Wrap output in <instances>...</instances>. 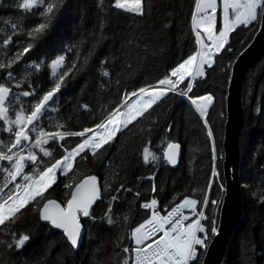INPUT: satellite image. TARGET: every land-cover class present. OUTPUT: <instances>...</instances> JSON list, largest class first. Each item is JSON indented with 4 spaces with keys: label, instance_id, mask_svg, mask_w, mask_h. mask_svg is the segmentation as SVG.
<instances>
[{
    "label": "trees",
    "instance_id": "1",
    "mask_svg": "<svg viewBox=\"0 0 264 264\" xmlns=\"http://www.w3.org/2000/svg\"><path fill=\"white\" fill-rule=\"evenodd\" d=\"M18 2L0 0V63L7 64L29 43L34 47L11 69H0V82H5L6 73L12 71L13 84L21 82L22 90H30L31 85L37 96H42L58 82L60 75L68 73L53 105L55 110L46 113L42 121L45 131L94 129L119 106L126 93L155 85L198 47L191 19L195 0H147L143 17L116 9L115 0H56L61 8L59 17L39 39L28 35L38 18L19 10ZM221 22L218 14L217 33ZM12 23L17 24L16 34L11 29ZM257 30L258 26L241 25L230 33L232 52L218 54L212 69L205 66L206 79L194 81L193 93L189 95L211 93L215 97L207 116L212 138L207 135L204 118L185 98L169 92L148 114L129 125L109 145L98 149L95 156L86 151L77 157L68 174H57V182L44 193L46 199L64 204L71 191L65 184L73 187L87 176L97 177L101 199L92 208L95 219H81L84 228L78 249H72L62 233L41 222L38 208L44 201L40 200L38 205L34 202L23 209L15 223L0 226V264H124L128 254L123 249L132 247V229L148 216L141 204L155 198L163 210L186 196L202 201L215 167L220 178L213 183L209 200H216L218 205L209 203L204 209L210 218L203 222L208 230V245L213 237L211 219H215L217 227L224 196L219 185L224 186L223 142L231 68ZM8 36H12V42L4 45L3 40ZM59 55H64L65 60L53 69L51 61ZM26 99L34 101V97ZM241 105L238 176L242 216L220 264H264V202H261L264 199V54L244 78ZM7 136L0 126V138ZM82 139L69 136L62 141H49L45 147L51 152L50 157H43L37 149L43 160L38 170L60 159L65 154L64 148L70 150ZM169 142L179 143L182 148L176 167H170L164 158ZM145 148L155 156L148 163L143 159ZM32 168L29 163L25 172H31ZM153 175L155 179H149ZM2 182L3 173H0ZM153 184L156 192L152 191ZM112 196L117 199L113 201ZM201 207L198 203L197 211ZM109 217L114 221L111 225L107 223ZM23 235L30 238L17 248L16 243ZM205 251L206 248H199L193 264H202Z\"/></svg>",
    "mask_w": 264,
    "mask_h": 264
},
{
    "label": "snow or ice",
    "instance_id": "2",
    "mask_svg": "<svg viewBox=\"0 0 264 264\" xmlns=\"http://www.w3.org/2000/svg\"><path fill=\"white\" fill-rule=\"evenodd\" d=\"M146 2L147 0H115L114 7L143 17L146 15ZM16 7L23 13H30L38 18L39 22L28 32L29 37L33 39L43 38L58 19L61 11L56 0H19ZM218 14L222 18L223 27L217 34ZM191 19L198 46L193 54L172 67L169 73L159 79L155 85L150 84L140 87L137 91L126 93L119 106L102 122L96 124L94 129L53 132L45 131L42 126L46 113L55 110L53 105L68 75L67 72L60 75L58 82L42 96H37L36 90L32 89L31 85H29L30 90H22L21 82L12 83L15 80L13 72L6 73L5 82H0V126L8 134L7 138H0V173H3V182L0 184V226H5L8 222L15 223L23 209L34 202L38 205L39 201L43 200L42 207L38 208L39 219L49 222L56 229H62L71 246L77 247L84 228L81 219L94 220L92 208L101 199L97 177L87 176L74 188L71 184H65V187L71 191L70 198L64 204L54 199H46L44 193L57 182V172L67 175L73 167V161L86 151L95 156L98 149L109 145L118 134L128 129L129 125L148 114L169 92H176L188 99L200 117L204 118L203 124L207 129L208 137H213L207 116L209 108L214 103V95L189 94L193 93L194 81L198 78L206 79L205 66L212 69L216 62L214 58L218 54L222 51L232 52L229 44L230 33L241 25L245 28L264 27V0H195V11ZM11 29L13 34H16L17 24L12 23ZM205 40L208 43H205ZM11 42L12 36L3 40L4 45ZM33 47L34 45L29 43L22 50H18L7 64L0 63V69H11ZM64 60V55L53 59L52 68L61 66ZM35 67L39 68V65ZM104 75L108 76V72H104ZM181 85H184V88H181ZM29 97H34V101L26 99ZM132 97L135 99H131ZM171 130L169 125L168 131ZM69 136L83 139L70 150L64 148L65 154L60 159L44 167L42 171L38 170L43 160L36 150L38 149L43 157H50L51 152L45 145L49 141H62ZM180 148L179 143H167L164 158L168 164L172 166L177 164ZM144 153L145 163L149 162L150 157L155 159L148 148L144 149ZM212 154L213 160L217 159L214 142ZM29 163L33 168L31 172H25ZM211 176L212 179L207 186L208 191L204 193L202 201L186 196L170 210L163 209L166 212L163 216L157 207V199L153 198L150 203L141 205L142 208L151 210V214L146 216L139 226L132 229L130 239L134 242V246L131 249L129 247L123 249V252L128 254L124 264H193L197 260V246L206 248L208 240V230L203 222L210 218L205 215L204 209L209 203L218 205L216 200H209L212 185L220 178L215 167ZM149 179L154 180L155 176ZM219 187L221 191L224 190L222 183ZM152 191L156 192L155 184L152 186ZM111 199L115 201L117 197L112 196ZM261 202H264V199ZM198 203L202 204L199 211H197ZM108 211H112L111 206ZM107 223L111 225L114 221L109 217ZM215 223V219H211L210 231L213 235L218 234ZM29 238V235H23L16 243V247L19 248Z\"/></svg>",
    "mask_w": 264,
    "mask_h": 264
},
{
    "label": "water",
    "instance_id": "3",
    "mask_svg": "<svg viewBox=\"0 0 264 264\" xmlns=\"http://www.w3.org/2000/svg\"><path fill=\"white\" fill-rule=\"evenodd\" d=\"M263 54H264V27L258 26V30L254 35L252 41L238 55L231 68V74H230V80H229V86L227 92V100H226L227 120L225 125V135L223 142V153H224L223 179L225 186L224 196L219 210V217L217 221L218 234L213 235L211 241L207 245L202 264L221 263L229 239L234 229L240 222L242 216V199L240 194L239 176H238L239 162H240L238 140L242 128V119H243L242 105H241V90H242L244 78L248 70L261 59ZM186 100L190 104L187 98ZM181 154H182V148H180V155L178 158V162L175 166L168 164V162L165 160L166 163L170 167H176L179 163ZM75 185L73 186V188L75 187ZM82 219H86V218H82ZM41 222L48 224L52 230L62 233L67 244L72 249L74 250L78 249L79 245L75 248L71 246L70 242L67 240V237L63 234L62 229L54 228L53 226L50 225L49 222H45L42 220Z\"/></svg>",
    "mask_w": 264,
    "mask_h": 264
},
{
    "label": "built area",
    "instance_id": "4",
    "mask_svg": "<svg viewBox=\"0 0 264 264\" xmlns=\"http://www.w3.org/2000/svg\"><path fill=\"white\" fill-rule=\"evenodd\" d=\"M151 201V200H150ZM150 201H148V202H145V203H150ZM144 204V203H143ZM157 207H158V209L160 210V214L163 216V215H165L166 214V212L165 211H163L161 208H160V205H159V203H158V205H157ZM174 207V206H173ZM144 209V208H143ZM171 208H169L168 210H170ZM145 210H147L148 211V213H149V216H150V214H151V210H149V209H145ZM187 214V213H186ZM139 226V225H138ZM134 246V242L132 241V247ZM198 248H199V246H197V252H198Z\"/></svg>",
    "mask_w": 264,
    "mask_h": 264
},
{
    "label": "rangeland",
    "instance_id": "5",
    "mask_svg": "<svg viewBox=\"0 0 264 264\" xmlns=\"http://www.w3.org/2000/svg\"><path fill=\"white\" fill-rule=\"evenodd\" d=\"M223 27V21L221 22V28ZM218 34V33H217ZM205 43H208V41L207 40H205ZM174 93H176V92H174ZM133 100L135 99V98H132ZM194 108V107H193ZM194 110H195V108H194ZM57 174H60L59 172H57ZM19 179V178H18Z\"/></svg>",
    "mask_w": 264,
    "mask_h": 264
},
{
    "label": "bare ground",
    "instance_id": "6",
    "mask_svg": "<svg viewBox=\"0 0 264 264\" xmlns=\"http://www.w3.org/2000/svg\"><path fill=\"white\" fill-rule=\"evenodd\" d=\"M195 11V10H194ZM199 114V113H198Z\"/></svg>",
    "mask_w": 264,
    "mask_h": 264
}]
</instances>
